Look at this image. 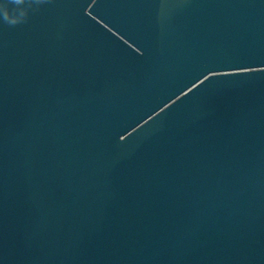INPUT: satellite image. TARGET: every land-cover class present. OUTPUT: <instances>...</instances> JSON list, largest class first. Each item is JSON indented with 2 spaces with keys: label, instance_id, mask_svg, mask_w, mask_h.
Wrapping results in <instances>:
<instances>
[{
  "label": "water",
  "instance_id": "water-1",
  "mask_svg": "<svg viewBox=\"0 0 264 264\" xmlns=\"http://www.w3.org/2000/svg\"><path fill=\"white\" fill-rule=\"evenodd\" d=\"M0 264H264V0L0 15Z\"/></svg>",
  "mask_w": 264,
  "mask_h": 264
},
{
  "label": "clouds",
  "instance_id": "clouds-1",
  "mask_svg": "<svg viewBox=\"0 0 264 264\" xmlns=\"http://www.w3.org/2000/svg\"><path fill=\"white\" fill-rule=\"evenodd\" d=\"M40 3V0H2L0 2V15L5 23L10 26H15L21 22H24L27 16L28 8L33 3ZM12 4L14 7L9 10L8 5ZM27 4V7H20Z\"/></svg>",
  "mask_w": 264,
  "mask_h": 264
}]
</instances>
